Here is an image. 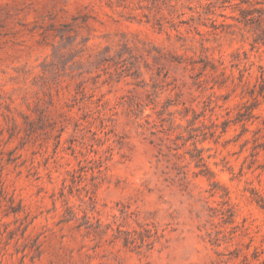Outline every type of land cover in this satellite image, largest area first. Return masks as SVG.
<instances>
[{
	"label": "rangeland",
	"instance_id": "374dc122",
	"mask_svg": "<svg viewBox=\"0 0 264 264\" xmlns=\"http://www.w3.org/2000/svg\"><path fill=\"white\" fill-rule=\"evenodd\" d=\"M259 0H0V264H264Z\"/></svg>",
	"mask_w": 264,
	"mask_h": 264
},
{
	"label": "trees",
	"instance_id": "16d2710c",
	"mask_svg": "<svg viewBox=\"0 0 264 264\" xmlns=\"http://www.w3.org/2000/svg\"><path fill=\"white\" fill-rule=\"evenodd\" d=\"M255 4L260 6L241 10V20L250 27L254 44L264 45V0L256 1Z\"/></svg>",
	"mask_w": 264,
	"mask_h": 264
}]
</instances>
